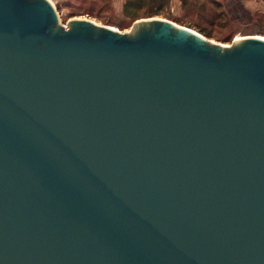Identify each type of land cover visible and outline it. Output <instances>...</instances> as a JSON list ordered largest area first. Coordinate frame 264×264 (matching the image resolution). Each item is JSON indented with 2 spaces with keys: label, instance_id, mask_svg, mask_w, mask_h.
I'll use <instances>...</instances> for the list:
<instances>
[{
  "label": "water",
  "instance_id": "water-1",
  "mask_svg": "<svg viewBox=\"0 0 264 264\" xmlns=\"http://www.w3.org/2000/svg\"><path fill=\"white\" fill-rule=\"evenodd\" d=\"M70 25L0 0V264H264V40Z\"/></svg>",
  "mask_w": 264,
  "mask_h": 264
},
{
  "label": "rangeland",
  "instance_id": "rangeland-1",
  "mask_svg": "<svg viewBox=\"0 0 264 264\" xmlns=\"http://www.w3.org/2000/svg\"><path fill=\"white\" fill-rule=\"evenodd\" d=\"M60 26L70 29L72 20H88L98 26L115 28L126 37L135 38L150 26L136 25L140 20L161 18L190 28L208 41L234 49L241 39L264 36V0H170L157 16L128 18L125 0H51ZM225 50V49H224ZM224 52V51H223Z\"/></svg>",
  "mask_w": 264,
  "mask_h": 264
},
{
  "label": "trees",
  "instance_id": "trees-1",
  "mask_svg": "<svg viewBox=\"0 0 264 264\" xmlns=\"http://www.w3.org/2000/svg\"><path fill=\"white\" fill-rule=\"evenodd\" d=\"M169 3L170 0H125L124 14L135 20L143 14L157 16Z\"/></svg>",
  "mask_w": 264,
  "mask_h": 264
},
{
  "label": "bare ground",
  "instance_id": "bare-ground-1",
  "mask_svg": "<svg viewBox=\"0 0 264 264\" xmlns=\"http://www.w3.org/2000/svg\"><path fill=\"white\" fill-rule=\"evenodd\" d=\"M49 2L51 1V0H48ZM51 3V2H50ZM111 29H113V30H115V31H117L115 28H111ZM193 32H195L196 34H200V33H198V32H196V31H194L193 30ZM199 36H201V38H205L203 35H199ZM255 38H258V39H262V40H264V36H254ZM245 39H247V38H244V39H241L239 36L237 37V40L239 41V40H245Z\"/></svg>",
  "mask_w": 264,
  "mask_h": 264
}]
</instances>
